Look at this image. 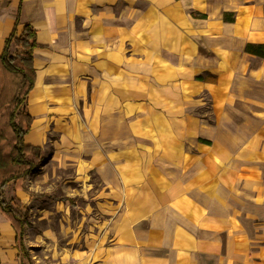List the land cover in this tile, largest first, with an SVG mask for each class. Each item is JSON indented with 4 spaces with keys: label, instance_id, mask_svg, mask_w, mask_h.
Masks as SVG:
<instances>
[{
    "label": "crops",
    "instance_id": "0c3cea01",
    "mask_svg": "<svg viewBox=\"0 0 264 264\" xmlns=\"http://www.w3.org/2000/svg\"><path fill=\"white\" fill-rule=\"evenodd\" d=\"M25 25L38 46L24 143L43 159L50 143L51 162L94 166L116 203L110 235L84 264H264V58L245 52L264 44V0H0V54ZM37 86L43 96L32 104ZM201 92L215 107L216 123L198 127V141L212 147L211 175L187 165L183 184L154 173V183L158 174L165 181L157 194L167 202L142 200L152 191L137 189L140 177L130 171L138 161L126 152L143 141L154 153L162 148L165 162L182 160L184 140L167 113L182 115L189 96ZM233 112L243 119L237 123ZM22 179L3 192L25 205ZM15 243L0 212V264H21Z\"/></svg>",
    "mask_w": 264,
    "mask_h": 264
},
{
    "label": "rangeland",
    "instance_id": "374dc122",
    "mask_svg": "<svg viewBox=\"0 0 264 264\" xmlns=\"http://www.w3.org/2000/svg\"><path fill=\"white\" fill-rule=\"evenodd\" d=\"M15 51L16 48L13 46L11 52ZM195 58L197 54L195 57L190 56L188 67L190 81L198 72ZM178 80L180 82L182 79ZM170 96L171 106L174 107L179 102V91L173 89ZM156 108L167 111L158 106ZM214 108L210 95L207 92H201L200 95L191 94L189 96L188 104L183 108L182 115L170 116L166 112L176 129L174 134L180 140H184L183 149L178 150L182 160L174 158L170 163L165 162L160 157L162 148L159 147L154 153L153 149L143 146L145 144L143 141H140L135 150L126 152L138 161V163H132L133 170L130 171L137 173L136 175L140 177L137 181V189L152 191V194L141 192L142 200L152 203L167 202V196L157 194L158 188L165 187V181L158 174L155 178L156 183H154L152 179L154 173H161L163 177L168 178V182L172 179L173 182L180 181L183 184L184 179L182 180L180 175L187 165L190 167V172H196L199 167V171L211 175L212 147L202 146L203 143L198 141V127L202 123L211 125L216 123ZM232 116L237 123L243 119L241 115L235 116L234 112ZM250 123H253V120L250 119ZM253 127L257 128L259 125ZM52 136L51 134L50 138ZM150 151L152 154L148 156L146 152ZM52 153L53 148L49 143L44 150L43 160L45 161L42 163V160L36 170L21 180L29 195V201L25 205L21 204L20 211L25 217L23 245L28 253V261L24 264H84L86 260L97 258L99 248L106 241L107 235H110L109 226L111 227L110 221L113 219L111 210L112 205L116 203L111 196L107 195L106 185L94 166L91 168L90 165L79 163L76 167L71 162L59 163L57 158L56 161L51 162L49 158ZM129 166L131 164L126 165L125 168ZM204 185L211 188L213 180L206 179ZM129 187L133 188L134 183L130 182ZM130 191L132 192V189ZM190 191L193 202H198L200 193L196 188ZM1 193L3 199L12 202L14 196L11 190L8 189ZM137 198L139 196L133 195L132 203Z\"/></svg>",
    "mask_w": 264,
    "mask_h": 264
},
{
    "label": "trees",
    "instance_id": "16d2710c",
    "mask_svg": "<svg viewBox=\"0 0 264 264\" xmlns=\"http://www.w3.org/2000/svg\"><path fill=\"white\" fill-rule=\"evenodd\" d=\"M18 22L17 16L15 25ZM13 46L16 48L14 53L11 52ZM37 46L34 30L25 25L20 35H17L15 28L12 30L0 54V212L11 222L15 231V246L21 264L28 261V253L23 245L25 217L20 213V201L16 198L12 202L6 201L1 192L7 184L36 170L43 160L39 147L24 143V136L31 124L26 101L35 82L33 50ZM245 52L264 58V44H247Z\"/></svg>",
    "mask_w": 264,
    "mask_h": 264
},
{
    "label": "bare ground",
    "instance_id": "6f19581e",
    "mask_svg": "<svg viewBox=\"0 0 264 264\" xmlns=\"http://www.w3.org/2000/svg\"><path fill=\"white\" fill-rule=\"evenodd\" d=\"M43 94H42V91L40 89H38V86L37 88L35 89V91L32 93L31 95V103L32 104H37L40 102V99L42 98ZM40 123L39 121H37L35 123V126Z\"/></svg>",
    "mask_w": 264,
    "mask_h": 264
}]
</instances>
